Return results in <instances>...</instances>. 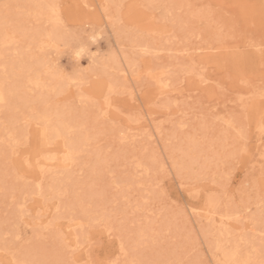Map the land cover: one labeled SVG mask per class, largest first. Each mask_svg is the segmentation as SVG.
<instances>
[{
  "label": "rangeland",
  "instance_id": "1",
  "mask_svg": "<svg viewBox=\"0 0 264 264\" xmlns=\"http://www.w3.org/2000/svg\"><path fill=\"white\" fill-rule=\"evenodd\" d=\"M0 97L4 264H259L264 0H0Z\"/></svg>",
  "mask_w": 264,
  "mask_h": 264
},
{
  "label": "snow or ice",
  "instance_id": "2",
  "mask_svg": "<svg viewBox=\"0 0 264 264\" xmlns=\"http://www.w3.org/2000/svg\"><path fill=\"white\" fill-rule=\"evenodd\" d=\"M10 7L9 5H5V8H8ZM45 7H48L50 9L53 10V13L55 14L56 10L60 7L58 4H50V5H46ZM79 51H75L74 54H73V57H74V60L77 62V65L79 63V60L81 57L83 56H87L88 57V60H89V68L91 67L92 63H94L95 61V55L90 53L87 49V47H84V46H81L78 48ZM70 50L66 49V52H69ZM88 72V68H80V67H77L76 70H74L73 73H67V78L68 79H72L73 78V75H79L81 77H83L86 73ZM0 102H3V98L0 97ZM262 124H264V117H262ZM262 131H264V128H262ZM225 196L228 195V190L227 188L225 189ZM261 207L262 209H264V200H262V203H261ZM22 211H23V206H22ZM57 212H59V208H57ZM53 222H50V225L52 224ZM109 235L111 236L112 235V230H109ZM19 239V238H17ZM5 244H7V240L5 241ZM121 251H124V245L121 244ZM0 264H4L3 261H0ZM15 264H37V262L35 261H27V260H18V261H15ZM91 264H119V260L116 259V260H112V259H98V260H94V261H91ZM132 264H136L135 261L132 262ZM246 264H254L253 261H247ZM259 264H264V248H262L261 250V259L259 261Z\"/></svg>",
  "mask_w": 264,
  "mask_h": 264
},
{
  "label": "clouds",
  "instance_id": "3",
  "mask_svg": "<svg viewBox=\"0 0 264 264\" xmlns=\"http://www.w3.org/2000/svg\"><path fill=\"white\" fill-rule=\"evenodd\" d=\"M77 52L79 51V49L76 50ZM89 51V50H88Z\"/></svg>",
  "mask_w": 264,
  "mask_h": 264
},
{
  "label": "bare ground",
  "instance_id": "4",
  "mask_svg": "<svg viewBox=\"0 0 264 264\" xmlns=\"http://www.w3.org/2000/svg\"><path fill=\"white\" fill-rule=\"evenodd\" d=\"M26 4V3H25ZM42 85V84H41ZM38 86V85H37ZM43 86V85H42Z\"/></svg>",
  "mask_w": 264,
  "mask_h": 264
}]
</instances>
